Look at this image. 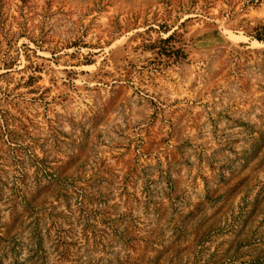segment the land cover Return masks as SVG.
I'll list each match as a JSON object with an SVG mask.
<instances>
[{
    "label": "rangeland",
    "instance_id": "1",
    "mask_svg": "<svg viewBox=\"0 0 264 264\" xmlns=\"http://www.w3.org/2000/svg\"><path fill=\"white\" fill-rule=\"evenodd\" d=\"M0 264H264V0H0Z\"/></svg>",
    "mask_w": 264,
    "mask_h": 264
}]
</instances>
